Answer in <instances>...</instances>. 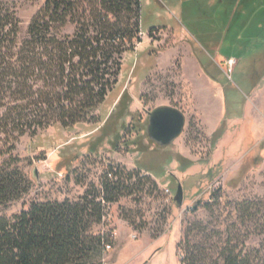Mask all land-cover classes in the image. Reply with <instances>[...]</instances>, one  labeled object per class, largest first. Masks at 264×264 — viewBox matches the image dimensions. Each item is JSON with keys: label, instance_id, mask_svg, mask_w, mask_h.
Masks as SVG:
<instances>
[{"label": "rangeland", "instance_id": "rangeland-1", "mask_svg": "<svg viewBox=\"0 0 264 264\" xmlns=\"http://www.w3.org/2000/svg\"><path fill=\"white\" fill-rule=\"evenodd\" d=\"M236 1L235 31H231L230 41H239L241 31L252 18L241 11L250 5L249 1ZM254 1L257 9L252 15L264 11V0ZM45 2L0 0V5L15 10L24 37ZM188 7L198 10L196 4L182 7L181 0H142V42L136 44L135 52L123 54L119 83L95 113L101 115V123L81 124L72 129L56 125L35 137L20 138L11 156L0 157V165L17 167L31 187L21 199L0 209V214H18L32 202L78 200L88 185H99L109 164L119 165L127 172L140 167L158 178L160 185L152 177L157 190L148 184L111 205V222L104 230L112 233L114 245L106 249L102 264H145L146 257L159 246L164 248V254L149 264H181L180 253L196 256L195 264H226L229 257H238L248 264H264V178L254 171L243 172L258 166L259 152L247 155L239 166L233 162L223 165L225 149L219 164H215V146L195 114L192 87L184 82L180 64L182 48L190 43L194 53L225 86L229 110L235 99V109L242 114L247 90L264 75V30L256 32L262 34L253 58L259 61L257 67L250 70L249 60L239 55L237 48L225 53L227 59L216 62L214 54L204 53L178 25V15ZM216 7L223 25L227 21L223 18L224 6ZM255 20L264 22V15H255ZM152 27L158 29L149 35ZM76 29L77 23H69L61 33L72 35ZM194 38L206 46L201 36ZM205 38L214 40L215 36ZM242 43L239 45L245 46ZM175 48L181 49L180 54L166 65L162 58ZM230 59L236 60L233 67L228 64ZM249 71L255 77L251 85L253 76ZM159 107L178 109L186 118L183 133L164 148L148 135L149 112ZM249 143L253 145L254 141L250 139ZM243 153L233 161L243 159ZM235 166L237 170L233 172ZM239 167L241 174L237 172ZM179 185L184 193L182 205L175 200ZM150 246L153 247L145 257Z\"/></svg>", "mask_w": 264, "mask_h": 264}, {"label": "trees", "instance_id": "trees-1", "mask_svg": "<svg viewBox=\"0 0 264 264\" xmlns=\"http://www.w3.org/2000/svg\"><path fill=\"white\" fill-rule=\"evenodd\" d=\"M69 23L76 31L62 34ZM141 23L142 0H46L22 37L15 10L0 5V157L11 156L26 135L101 123L95 113L119 83L123 54L142 42ZM148 184L157 190L149 171L109 164L99 185H88L78 200L32 202L18 214H0V264H102L106 246L114 245L104 230L108 205ZM30 187L17 167L0 165V209ZM179 258L195 264L197 257ZM226 264L248 263L229 257Z\"/></svg>", "mask_w": 264, "mask_h": 264}, {"label": "crops", "instance_id": "crops-1", "mask_svg": "<svg viewBox=\"0 0 264 264\" xmlns=\"http://www.w3.org/2000/svg\"><path fill=\"white\" fill-rule=\"evenodd\" d=\"M248 1L250 5L244 7L241 11H244V15L248 16L250 14L252 18L245 26L244 30L241 31L242 37L239 36V41L236 38L230 41L229 38L231 31H235L233 21L237 9L235 4L238 1L236 0H181L182 7L196 4L198 10H196L195 7H188L186 8V12L185 10H183V12L181 11L176 20L178 25L182 27V31L190 37L204 53L208 51L214 54V57L217 58L216 62L218 60H220V62L224 61L227 59L224 56L226 55L225 53L235 52L237 48L239 55L242 54L244 57L246 56L245 59L249 60V68L251 70L252 67H257L259 63V61L253 58L258 53L257 43L261 41L262 34H256V32L264 30L260 26L263 25L264 28V22L255 20V15L262 16L264 15V11L261 10L253 14V16L252 13L257 9L255 7L257 3L254 0ZM242 2L245 3V1ZM219 4L224 6L223 16L225 15V17L223 18L227 19L226 23L223 25H221L219 21L221 12H217L216 10V5ZM194 34L197 37L201 36L206 46H203L201 42L195 39L194 37L196 36ZM211 36H215L214 40L205 38ZM246 36H249V40ZM239 43L245 46H240ZM186 45L187 47L182 48L183 53H181L180 61L183 80L192 87L195 114L206 127V130L211 136L212 145L215 146V164H219L218 159L223 156L225 149H227L225 153L226 160L223 165L233 162V164L235 163L237 166H239L242 161L243 163L246 161L245 158L247 155H251L252 152L258 151L260 158L258 166L247 168L243 172L249 174L254 171L258 173L259 177L264 178V75L259 76L257 81L254 82V85H252V87L250 86L251 88L247 90L245 100H242V114L238 113L235 109V99L232 101V109L229 110L230 104L227 103L225 86L218 80V75L208 70L201 60V57L194 53L190 43ZM180 51V48L171 49L164 55L165 57L162 58V62H165L167 65V63H170L180 54ZM217 68L219 69V65ZM249 73H251V71H249ZM254 79L255 77L253 76L249 83L250 85ZM220 130H222V134L216 138ZM250 139L254 141L253 145L249 143ZM241 151H244L242 155L243 159H235L233 161ZM237 166L234 167L233 172H236ZM240 169L241 167H239L238 173L241 172L239 171ZM231 172L230 170L228 173L230 174ZM151 176L160 185V180L152 174ZM154 246H156V244ZM152 247L153 246H150L149 249L146 250L144 254L145 257ZM163 250L164 248L161 246L156 247L150 256L146 257L145 264L161 259V256L164 254Z\"/></svg>", "mask_w": 264, "mask_h": 264}, {"label": "water", "instance_id": "water-1", "mask_svg": "<svg viewBox=\"0 0 264 264\" xmlns=\"http://www.w3.org/2000/svg\"><path fill=\"white\" fill-rule=\"evenodd\" d=\"M185 125L186 118L180 110L172 107H159L149 112V139L161 148L168 147L180 137ZM183 198V189L179 185L175 200L182 205Z\"/></svg>", "mask_w": 264, "mask_h": 264}, {"label": "built area", "instance_id": "built-area-1", "mask_svg": "<svg viewBox=\"0 0 264 264\" xmlns=\"http://www.w3.org/2000/svg\"><path fill=\"white\" fill-rule=\"evenodd\" d=\"M228 64L230 65V67H233L235 64H236V60L235 59H230L228 61ZM165 192L168 194H170V191L169 189H165ZM110 211H111V205H108V212H107V215L105 216L104 220L105 222L108 224L111 222V214H110ZM106 249L107 250H110L111 249V246H106Z\"/></svg>", "mask_w": 264, "mask_h": 264}]
</instances>
